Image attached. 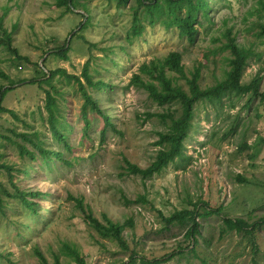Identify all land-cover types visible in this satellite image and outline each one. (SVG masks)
<instances>
[{
    "label": "rangeland",
    "instance_id": "1",
    "mask_svg": "<svg viewBox=\"0 0 264 264\" xmlns=\"http://www.w3.org/2000/svg\"><path fill=\"white\" fill-rule=\"evenodd\" d=\"M55 1L0 0L3 27L27 58L0 46V85H12L2 105L17 115L0 114V264H41L37 250L49 264H75L67 247L86 264H150L161 257L166 260L160 264H264V98L249 92L225 95L217 103L199 101L182 157L150 177L128 173L125 163L146 167L162 147L156 144L158 133L170 122L148 114L180 113L179 105L160 106L131 83L143 62L179 51L185 75L199 67V83L206 88L229 68L230 53L220 49L228 29L239 45L254 51L242 81L258 74L264 90V35L258 34L264 0H207L208 11L202 9L195 24L194 44L176 27L150 24L143 7L144 30L129 36L135 0L123 5L73 0L71 9ZM65 43L69 49L62 59L55 51ZM86 62L89 78L105 83L101 88L87 84ZM57 68L80 78L108 123L89 106L83 109L74 78L55 73L49 83L43 81ZM169 74L188 89L184 78ZM47 90L68 147L50 130ZM35 144L62 155L42 154ZM21 146L30 155L21 154ZM18 189L42 195L28 196L32 204L27 207L3 191ZM140 195L146 202L136 200ZM193 203L198 233L187 235L190 222L166 223L165 217L191 210ZM86 214L101 222L103 214L112 222L131 217L133 227L123 232L128 248L100 235ZM223 217H241L254 229L251 234L228 230Z\"/></svg>",
    "mask_w": 264,
    "mask_h": 264
},
{
    "label": "trees",
    "instance_id": "2",
    "mask_svg": "<svg viewBox=\"0 0 264 264\" xmlns=\"http://www.w3.org/2000/svg\"><path fill=\"white\" fill-rule=\"evenodd\" d=\"M128 0H117V5H123ZM136 6L133 10L132 25L129 36L138 37L144 30L143 18L140 14L139 8L143 7L147 20L150 24H154L160 21L166 29L176 27L181 37H185L190 44H194L197 38L198 29L195 26L198 21V16L201 10H204L206 14L208 11L207 0H135ZM57 6H66L67 9H71V4L74 5L73 0H56ZM3 15L0 16V46H4L10 51L16 58L25 59V56L19 54L18 49L12 44V32L7 31L3 27ZM87 21V20H86ZM259 35H264V24L259 25ZM224 35L227 37V41L220 47L221 50H228L230 57L228 58L229 68L225 72V76L219 79L215 84L206 88H201L199 83L200 68L196 67L191 76L185 75L184 67L182 64V54L179 51H171L162 59L155 58L148 62H143L138 69V73L134 74L131 78V83L135 86L144 89L149 97L160 106H171L177 104L180 107V113L175 116V111L169 110L162 113H151V116H159L163 121L169 120L168 130L165 132L158 133L157 145H161L154 156V159L146 167H140L135 163H131L127 159L126 170L130 174H139L143 177H150L155 173H159L161 169L168 165L169 162L175 158L182 157L183 141L188 136V130L192 124L193 109L197 102L206 101L210 103L220 102L222 97L227 95H244L251 92L255 96H259L260 99L264 98V90H260L261 77L257 74L250 82L245 83L242 81L244 71L248 65V60L253 56L254 51L251 48L243 47L236 42V38L232 36L231 30H225ZM69 47L66 43L62 47L58 48L55 53L62 59H67V51ZM59 73L65 75L67 78L74 80L78 83L79 90L82 92L84 98L83 109L87 106L91 110L101 113L105 123L109 122L108 117L99 108L97 100L92 97L83 86V82L79 77L69 74L65 69L57 68L49 72L50 76L46 77L44 82L49 83L51 77ZM169 73L176 74L179 78H184L188 89L185 90L182 85L178 83V78L171 76ZM0 75H3L0 73ZM46 75V74H45ZM82 75L88 85L101 88L105 85L100 80L92 81L87 74V62L83 67ZM145 76V77H144ZM10 84H13L11 81ZM12 89V85L5 86L0 85V114L10 113L12 116L17 118V115L12 109L6 108L2 105L4 95ZM54 97L50 91H46V103L45 107L48 112V123L52 134L62 142L66 147L68 143L66 136L62 134L58 126L56 125V106ZM85 115V113H84ZM25 137V134H21ZM33 143V142H32ZM36 145V144H35ZM40 153L45 155L55 154L61 157L60 151L55 150H44L41 146L36 145ZM24 147H20V153H24ZM26 153L29 152L26 150ZM30 155V154H29ZM2 167L9 169L10 166L1 164ZM28 170L25 168L23 173H27ZM1 187V184H0ZM7 196L19 198L25 206L32 204L28 196L42 195L38 192H30L18 189L16 193H10L3 190ZM137 201L146 202L143 195L138 196ZM2 197L0 195V211H2ZM191 210L181 209L176 210L169 216L165 217V221L168 224L180 223L185 224L190 222L187 235L198 233V223L196 221V207L197 204L193 203ZM208 213V211H206ZM218 212V211H217ZM104 222L92 217L90 214H86V221L91 225L100 235L104 237H111L115 239L118 245L123 248H128V243L124 238L123 232L126 228L133 227L134 221L130 217L123 222H112L105 214L102 215ZM223 223L228 230H236L238 232L245 231L251 234L253 231L254 224H248L243 218L236 217H223ZM249 226V228H248ZM195 239L193 238V241ZM67 247V246H66ZM70 254L73 255L75 264H86L85 259L76 249L67 247ZM39 261L41 264H49L40 251H36ZM168 257V256H167ZM166 260V257L153 258L150 264H160ZM144 261V260H143ZM148 263V261H144ZM54 264H61L58 260Z\"/></svg>",
    "mask_w": 264,
    "mask_h": 264
}]
</instances>
